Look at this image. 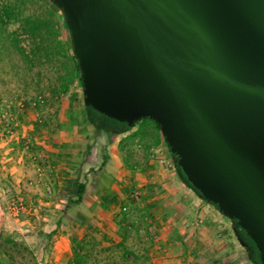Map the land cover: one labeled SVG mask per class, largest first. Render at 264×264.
<instances>
[{
    "label": "water",
    "instance_id": "water-1",
    "mask_svg": "<svg viewBox=\"0 0 264 264\" xmlns=\"http://www.w3.org/2000/svg\"><path fill=\"white\" fill-rule=\"evenodd\" d=\"M47 1L82 107L129 128L155 123L190 191L264 264V0Z\"/></svg>",
    "mask_w": 264,
    "mask_h": 264
},
{
    "label": "rangeland",
    "instance_id": "rangeland-1",
    "mask_svg": "<svg viewBox=\"0 0 264 264\" xmlns=\"http://www.w3.org/2000/svg\"><path fill=\"white\" fill-rule=\"evenodd\" d=\"M12 64L0 61V264H68L83 235L111 248L92 258L120 262L121 209L139 262L250 264L231 223L178 181L153 122L107 136L86 123L79 87L50 97L54 68Z\"/></svg>",
    "mask_w": 264,
    "mask_h": 264
},
{
    "label": "trees",
    "instance_id": "trees-1",
    "mask_svg": "<svg viewBox=\"0 0 264 264\" xmlns=\"http://www.w3.org/2000/svg\"><path fill=\"white\" fill-rule=\"evenodd\" d=\"M13 26L16 27L12 28ZM64 31L66 28L60 13L47 0H0V61L6 56L13 62L12 69H17L22 65L29 74L33 73L32 70L36 67L39 69L48 65L50 69L54 68L56 85L51 83L48 87L51 98L64 95L73 85L81 89L79 69L71 54L69 41L62 38ZM36 74L40 75L39 72ZM83 109L86 123L92 126L97 123L96 129L107 136L123 135L134 127L129 128L125 124L107 119L90 108ZM154 125L158 131L157 125L155 123ZM154 143L158 144V142ZM168 154L173 160V168L178 180L190 190L185 177L174 163V156L169 152ZM83 193L84 186L78 185L73 203H80ZM121 211L122 209L115 216L118 219L114 222L120 239L113 245L114 248L120 249V262L113 258H108L103 262L92 258L94 249L103 248L101 240L91 235H83L72 245L68 264H144L139 262L140 256L134 255L125 245L129 234L128 227L132 225L127 227L126 217ZM231 226L233 227L234 223H231ZM233 232H237L247 246L250 264H260L258 252L244 232L238 229H234ZM102 237L106 238L104 234ZM4 241L14 248L17 247L10 238ZM104 249L111 250L109 247Z\"/></svg>",
    "mask_w": 264,
    "mask_h": 264
},
{
    "label": "flooded vegetation",
    "instance_id": "flooded-vegetation-1",
    "mask_svg": "<svg viewBox=\"0 0 264 264\" xmlns=\"http://www.w3.org/2000/svg\"><path fill=\"white\" fill-rule=\"evenodd\" d=\"M96 125H97V123H94V124H93V126H95V127H96Z\"/></svg>",
    "mask_w": 264,
    "mask_h": 264
},
{
    "label": "crops",
    "instance_id": "crops-1",
    "mask_svg": "<svg viewBox=\"0 0 264 264\" xmlns=\"http://www.w3.org/2000/svg\"><path fill=\"white\" fill-rule=\"evenodd\" d=\"M179 181V180H178ZM180 182V181H179ZM181 183V182H180ZM182 184V183H181Z\"/></svg>",
    "mask_w": 264,
    "mask_h": 264
}]
</instances>
